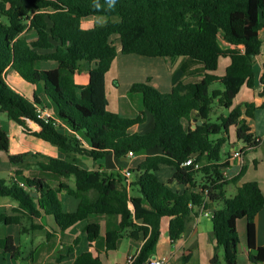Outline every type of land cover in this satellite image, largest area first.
<instances>
[{
    "label": "trees",
    "instance_id": "1",
    "mask_svg": "<svg viewBox=\"0 0 264 264\" xmlns=\"http://www.w3.org/2000/svg\"><path fill=\"white\" fill-rule=\"evenodd\" d=\"M91 17L106 21L84 28L83 20ZM263 18L264 0H115L111 6L109 0H0V113L26 130L29 122L37 123L40 131L34 135L65 155L64 159L9 155L17 180L0 179V199H11L17 207L10 214L0 211V226L18 225L24 233L23 219H38L44 213L53 216L59 231L65 232L92 215L117 216L119 227L106 233V251L117 249L124 237L133 241L143 237L132 264H146L158 248L163 219H171L170 239L176 242L200 211L215 204L210 218L216 241L211 264H238L241 219L247 220L250 263L264 264V247L256 246L255 226L256 215L264 209V194L256 182H247L228 197L226 187L239 183L245 167L232 180L223 174L229 167L230 152L223 149L230 144L231 131L235 130V144L243 145L241 154L259 146L246 120L253 117L254 105L243 108L235 101L242 89L254 88V59L264 44L260 39ZM30 31L34 40L26 36ZM114 35L122 55L169 58L172 64L180 61L170 93H161L149 82L131 87L129 93L142 98L143 111L136 118L107 109L105 78L118 56ZM222 58L229 59V65L220 76ZM41 62H55L56 68L40 69ZM85 62L92 65L90 83L78 95L74 77ZM9 69L32 85H44L55 107L53 120L37 118L39 99L30 100L13 89L6 80ZM215 83L222 88L210 91ZM146 112L154 117L153 130L132 133ZM62 125L65 131L59 129ZM9 147L10 136L0 127V153H9ZM153 149L162 152L148 156L131 171L135 180L129 186L120 173L92 172L76 159L84 155L100 160L108 154L128 158L130 152L138 155ZM189 159L194 164L185 165ZM162 165L175 169L185 191H173L158 179ZM33 167L58 176L73 171L76 191L66 183L52 186L45 179L23 175ZM62 192L79 200L75 212L63 209ZM85 229L89 244H94L100 225L89 223ZM79 242L75 240L69 253ZM4 248L19 259L21 250L12 237L4 240ZM73 264L102 262L92 252H84Z\"/></svg>",
    "mask_w": 264,
    "mask_h": 264
},
{
    "label": "crops",
    "instance_id": "2",
    "mask_svg": "<svg viewBox=\"0 0 264 264\" xmlns=\"http://www.w3.org/2000/svg\"><path fill=\"white\" fill-rule=\"evenodd\" d=\"M106 19L102 17L99 21L96 17L86 18L83 20V26L86 29L92 28L95 24H103ZM264 25V18L262 20ZM33 33V32H32ZM35 39V35L31 40ZM115 40L118 56L114 60L110 71L106 74L105 88L108 99V111L118 114L122 117L136 118L143 111L142 98L139 95H131L129 90L135 83H147L155 87L161 93H170L173 89V72L180 63L177 60L172 64L169 58H146L134 61L131 55H122L121 44L117 35L111 37ZM260 39L264 41V26L260 32ZM225 46L228 43L224 42ZM230 46V45H229ZM233 48V46H230ZM39 53H49V50H38ZM133 56V55H132ZM137 56V55H135ZM126 57V58H123ZM227 59V58H226ZM158 63L159 67L154 69L152 73H145L147 66ZM221 62V61H220ZM229 65L227 59L225 69ZM40 69H55V62L38 63ZM220 67V66H219ZM92 65L85 62L82 69L78 72L74 79L78 95L90 83V70ZM152 70V68H151ZM255 82L254 88H244L240 92L235 105L244 108V105L251 103L254 105V115L247 118V124L257 138H259V146L241 154L240 157L234 156V151H240L242 144H233L230 149L229 167L223 169V174L227 180L237 177L245 167L244 174L239 183L230 184L226 187L228 197H232L236 193V187L247 182H256L264 194V44L262 46L261 55L254 59ZM150 78V81L148 79ZM7 83L16 91L24 95L26 98L33 100L35 96L39 99L42 107L51 111L53 117L56 116L55 107L46 94L45 87L42 83L32 85L20 77L13 69H9L6 75ZM247 90V91H245ZM242 98V100H240ZM154 128V117L146 112L145 120L134 126L130 131L132 133L146 134ZM3 129V128H2ZM61 131H65V126H60ZM10 136L9 153H0V179L8 182L15 181L13 167L9 162V155H18L23 153L41 154L46 157L64 159V153L55 145L45 142L37 138L34 134L40 131V126L34 122H29L28 129L17 125L10 121L6 129ZM236 138L235 130L231 131L230 143ZM161 150L153 149L141 154H135L133 157L118 158L113 154H108L100 160H93L84 155H77V163L79 166L92 172H108L110 174H119L125 178L128 186L135 180V174L131 171L138 168L139 165L148 157L160 155ZM129 171L130 176L126 175ZM175 169L170 166L162 165L157 172L158 179L171 188L173 191L183 192L187 188L175 178ZM23 175L26 177H39L45 179L52 186L60 183H66L68 187L76 191L77 176L73 171L68 172L64 176H58L47 172L37 170L35 167L24 170ZM21 181V180H20ZM131 190V189H130ZM63 209L66 212H75L79 205V200L70 196L66 192L59 194ZM17 207V203L11 199L0 200V211L12 213L11 210ZM217 205H211L206 211L214 212ZM171 219L162 220L161 238L158 248L154 256L150 259H165L164 264H211L214 256L216 241L213 238V226L211 219L207 217L204 211H200L197 217L188 225L183 237L176 242H172L169 233V224ZM89 223H98L101 227V234L98 240L90 245L87 239L86 225ZM120 218L117 216H101L92 215L88 219L76 224L65 232H60L53 216L44 213L38 219H23L22 233L21 227L18 225L0 226V264H20L25 260L27 264H73L76 258L84 252H92L95 256H99L102 264H127L130 257H135L144 242V238L140 237L138 241H133L129 237L121 239L117 245V249L106 251V233L119 227ZM42 226L43 229L33 230L32 226ZM256 226V246L264 247V209L255 217ZM237 230L240 238L238 264H252L248 256L247 243V220L241 219L237 223ZM12 237L14 245L19 247L21 254L19 259L15 260L12 254H9L4 248V240ZM79 239V245L74 248L73 253H69L70 247ZM40 242L37 246L36 243ZM219 250V258L221 262V252ZM38 261V263H37Z\"/></svg>",
    "mask_w": 264,
    "mask_h": 264
},
{
    "label": "rangeland",
    "instance_id": "3",
    "mask_svg": "<svg viewBox=\"0 0 264 264\" xmlns=\"http://www.w3.org/2000/svg\"><path fill=\"white\" fill-rule=\"evenodd\" d=\"M97 19L100 21V20L102 19V17H97ZM33 35H35V34L32 33L31 31L28 32V33H26V36H27L29 39H32V36H33ZM112 41L115 42L114 39H112ZM123 58H126V57H123ZM130 58H133L134 61L145 60V59H140L138 56H135V55H133V56L131 55ZM226 62H227V59H226V58H222V59H221L220 67H219V69H218V71H217V74H218V75L221 76V75H223V74L225 73V65H226ZM147 67H148V68H147V70H146L145 73H148V74H151V75H152V73H153V75H154V72H155L154 69L156 70V68L159 67V64L153 62L152 67H151V66H147ZM151 68H152V70H151ZM217 88H222V86H221L220 83H215L214 85H212L211 88H210V91H212L213 89H217ZM245 91H247V90H245ZM240 100H242V98H240ZM223 111H225V110H223ZM225 112H226V111H225ZM214 120H215V119H214ZM214 120H213V121H214ZM9 122H10V120H9L8 116H7L6 114H4V113H0V127L3 128V129H6V128L8 127V125H9ZM235 143H236V138H235V136H234V142H232V143H230V144H226V146H225L224 149H223V153H228V152L230 151V149H231V145H233V144H235ZM0 200H1V199H0ZM36 245L39 246V245H40V242H37ZM221 258H223V251L221 252ZM37 263H38V261H37ZM50 263H53V262L50 261L49 264H50ZM9 264H10V263H9ZM18 264H19V263H18ZM20 264H27V262H26L25 260H23V261H20Z\"/></svg>",
    "mask_w": 264,
    "mask_h": 264
},
{
    "label": "built area",
    "instance_id": "4",
    "mask_svg": "<svg viewBox=\"0 0 264 264\" xmlns=\"http://www.w3.org/2000/svg\"><path fill=\"white\" fill-rule=\"evenodd\" d=\"M263 89H264V84H263ZM36 116H37V118L39 120L45 121V122H48L50 120H53V115H52L51 111L48 110L45 107H42V106H38L37 107ZM134 155L135 154L133 152H130L129 153V157H133ZM240 155H241L240 151H234V156L235 157H240ZM192 164H194V161L192 159H189L185 163V165H192ZM199 167L200 166L198 164H196V168H199ZM130 174L131 173L129 171L126 172V175L127 176H130ZM21 186H24V184L21 183ZM204 213L209 218H211L212 215H213V212H211V211H204ZM133 259H134V257H130L128 259V263L127 264H132ZM164 262H165V259H152V260L148 261L146 264H164Z\"/></svg>",
    "mask_w": 264,
    "mask_h": 264
},
{
    "label": "clouds",
    "instance_id": "5",
    "mask_svg": "<svg viewBox=\"0 0 264 264\" xmlns=\"http://www.w3.org/2000/svg\"><path fill=\"white\" fill-rule=\"evenodd\" d=\"M115 3V0H109V5H113Z\"/></svg>",
    "mask_w": 264,
    "mask_h": 264
},
{
    "label": "water",
    "instance_id": "6",
    "mask_svg": "<svg viewBox=\"0 0 264 264\" xmlns=\"http://www.w3.org/2000/svg\"><path fill=\"white\" fill-rule=\"evenodd\" d=\"M37 126H39L37 123H35ZM199 125H201V122H198ZM194 128L196 127L195 125L193 126Z\"/></svg>",
    "mask_w": 264,
    "mask_h": 264
}]
</instances>
